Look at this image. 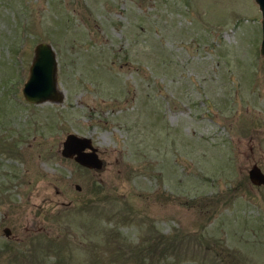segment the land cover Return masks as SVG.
Masks as SVG:
<instances>
[{"label": "rangeland", "instance_id": "obj_1", "mask_svg": "<svg viewBox=\"0 0 264 264\" xmlns=\"http://www.w3.org/2000/svg\"><path fill=\"white\" fill-rule=\"evenodd\" d=\"M261 36L255 0H0V264H264Z\"/></svg>", "mask_w": 264, "mask_h": 264}, {"label": "water", "instance_id": "obj_2", "mask_svg": "<svg viewBox=\"0 0 264 264\" xmlns=\"http://www.w3.org/2000/svg\"><path fill=\"white\" fill-rule=\"evenodd\" d=\"M261 11V42L260 53L264 55V0H255ZM57 58L52 45L47 41H39L34 47V56L29 66L28 75L23 82L22 92L25 98L31 102L44 100L60 101L62 92L57 88ZM61 154L72 157L79 164L100 169L103 159L98 154V148L88 135H79L68 132L62 141ZM249 180L256 184H264V171L257 163H253L248 169ZM79 189L80 185L76 184ZM6 235L11 232L10 227L5 226Z\"/></svg>", "mask_w": 264, "mask_h": 264}, {"label": "flooded vegetation", "instance_id": "obj_3", "mask_svg": "<svg viewBox=\"0 0 264 264\" xmlns=\"http://www.w3.org/2000/svg\"><path fill=\"white\" fill-rule=\"evenodd\" d=\"M262 169V168H261ZM263 170V169H262ZM261 185V184H260Z\"/></svg>", "mask_w": 264, "mask_h": 264}]
</instances>
